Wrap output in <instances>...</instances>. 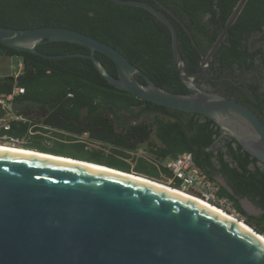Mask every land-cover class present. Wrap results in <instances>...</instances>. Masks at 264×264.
Returning a JSON list of instances; mask_svg holds the SVG:
<instances>
[{"label":"trees","instance_id":"obj_1","mask_svg":"<svg viewBox=\"0 0 264 264\" xmlns=\"http://www.w3.org/2000/svg\"><path fill=\"white\" fill-rule=\"evenodd\" d=\"M138 1L163 11L171 21L187 73L198 70L200 53L176 18L206 54L239 2ZM157 2L167 7L175 18L160 9ZM258 21L264 24V0H246L217 47V53L224 52L219 54L218 63L226 60L227 53L229 60L241 57L245 52L242 39L251 31L261 30ZM0 26L20 29L60 26L80 31L117 49L159 87L173 93L188 92L178 75L169 29L143 8L110 0H0ZM37 50L50 55L89 53L87 47L67 41L43 42ZM94 54L111 75H117L115 64L109 57L98 51ZM0 55L18 56L22 60L23 68L16 82L24 88V93L16 97L15 109L47 125L53 134L68 141H55L48 145L43 136L37 134L24 145L55 155L104 164L157 181L163 177L150 162L141 157L132 165L126 161L131 158L130 151L145 147L161 158L190 152L194 162L212 179L219 176L224 180L231 191L220 185L219 194L230 198L244 221L264 235V169L249 168L251 160L248 155H243L239 145H233L234 139L224 140L216 153L209 150L219 135L211 119L198 113L157 105L119 90L105 80L88 58L43 57L17 51L1 43ZM136 78L140 83H146L141 76ZM13 83V75L0 76V94L10 92ZM225 97L231 98L229 95ZM235 100L248 106L259 117L254 108L241 98ZM116 125L122 126V130H117ZM26 131V124L12 122L7 133L21 136ZM83 133L90 140L106 145L109 153L89 150L85 142H70ZM243 198L250 200L262 212L257 215L247 213L239 202Z\"/></svg>","mask_w":264,"mask_h":264},{"label":"water","instance_id":"obj_2","mask_svg":"<svg viewBox=\"0 0 264 264\" xmlns=\"http://www.w3.org/2000/svg\"><path fill=\"white\" fill-rule=\"evenodd\" d=\"M110 1L143 8L167 26L172 55L187 93L159 87L117 49L74 29L0 26V43L43 57L88 58L119 90L246 130L249 137L240 139V145L264 164V125L258 116L235 99L193 84L196 76L206 73L210 58L246 0H239L205 57L176 18L204 59L201 70L192 73L186 72L175 28L161 11L138 0ZM47 41L77 43L89 53L50 55L38 51L37 46ZM95 51L114 62L116 76L108 72ZM138 75L145 84L137 80ZM105 168L0 151V264H264V242L257 237L262 234L252 227L253 232L248 231L179 193ZM216 180L231 191L222 178ZM244 201L239 199L242 206Z\"/></svg>","mask_w":264,"mask_h":264},{"label":"flooded vegetation","instance_id":"obj_3","mask_svg":"<svg viewBox=\"0 0 264 264\" xmlns=\"http://www.w3.org/2000/svg\"><path fill=\"white\" fill-rule=\"evenodd\" d=\"M157 4L160 9L164 10L158 2ZM161 12L163 13V11ZM163 14L165 15V13ZM258 22L261 24V30L251 31V33L242 39L245 52L243 51L241 57H238L235 61L229 60V53L226 52V60H224L223 63H218L219 54H224V52L217 53L216 48L205 69L206 73L196 76L193 80V84L222 96L229 95L231 99L241 98L254 108L255 112L259 115L258 118L264 125V24L260 21ZM226 51L229 52V50ZM207 54L208 53L204 54V57ZM201 63H204V59L200 56L198 70L196 71L201 70ZM33 122L36 124L32 129L33 134L29 136L28 142L37 134L43 136L44 132H52L48 129L47 131H43L42 129L46 128L40 126L42 122L35 120H33ZM213 124L218 128L219 135L215 138L213 144L209 146V150H213V152L216 153L222 146L224 140L234 139L233 145L235 147L239 145V150L243 155H248V158L251 160V163L248 165L249 168L254 169L255 167H259L261 170L264 169V164L251 156L239 143L240 139L246 140L249 137V133L246 132V130H237L230 123L222 124L213 122ZM42 125L47 126L44 124ZM116 129L121 131L122 126L116 125ZM222 149L225 150L224 148ZM217 177L220 178L219 176ZM243 199L251 203L247 198Z\"/></svg>","mask_w":264,"mask_h":264},{"label":"built area","instance_id":"obj_4","mask_svg":"<svg viewBox=\"0 0 264 264\" xmlns=\"http://www.w3.org/2000/svg\"><path fill=\"white\" fill-rule=\"evenodd\" d=\"M19 66L20 71L13 75L14 83L11 91L0 94V112H2V115L0 116V143L15 147H22L28 142L29 136L33 134L32 129L36 124H34L33 120L28 116L15 109L16 97L24 93V88L19 86L16 82V77L22 71L23 64L20 63ZM12 122L26 124V133L21 136L9 135L7 131L10 129ZM40 126L51 130L49 127L43 126L42 124H40ZM77 137L79 139H89L86 133ZM141 148L142 147L130 151L129 154L131 158L126 161L130 162V159H134L135 161L138 157L145 159L159 170L163 177L162 179L164 180L163 183L195 196L244 221V217L234 207L233 201L227 196L219 194L220 183L217 180L212 179L194 162L193 156L190 152L184 151L175 157L168 156L161 158L147 150L142 151ZM161 169L164 170L163 173L161 172Z\"/></svg>","mask_w":264,"mask_h":264},{"label":"bare ground","instance_id":"obj_5","mask_svg":"<svg viewBox=\"0 0 264 264\" xmlns=\"http://www.w3.org/2000/svg\"><path fill=\"white\" fill-rule=\"evenodd\" d=\"M0 151H7V152H11V153H21V154H27V155H35V156H42V157H48V158H53V159H58V160H62V161H69L71 163H78V164H81V165H86L88 167H95V168H98V169H107L105 168V166L103 165H98V164H95V163H92V162H87V161H83V160H74L72 158H68V157H64V156H59V155H53V154H49V153H44V152H39V151H36V150H30V149H26V148H22V147H15V146H10V145H5V144H0ZM77 161H80V162H77ZM109 170V169H108ZM109 171H113V170H109ZM114 172V171H113ZM123 175H127L129 177H133L135 179H139V180H142V181H145V182H148V183H151L153 185H156V186H159V187H162L164 189H167V190H171V191H174L176 193H179L180 195L182 196H185L189 199H192L198 203H200L201 205H204L205 207L209 208V209H212L216 212H219L221 213L222 215L232 219L233 221L239 223L240 225H242L243 227H245L248 231H251L253 232V229L248 226L242 219L240 218H237L235 215L229 213V212H226L218 207H215L211 204H208L206 203L205 201L195 197V196H192L180 189H177V188H174V187H171L170 185L166 184V183H162V182H158V181H155V180H151L149 178H146L144 176H140V175H136V174H133V173H127V174H123ZM259 237V239H261L263 242H264V236L260 235V236H257Z\"/></svg>","mask_w":264,"mask_h":264},{"label":"rangeland","instance_id":"obj_6","mask_svg":"<svg viewBox=\"0 0 264 264\" xmlns=\"http://www.w3.org/2000/svg\"><path fill=\"white\" fill-rule=\"evenodd\" d=\"M20 63H22V60L18 56L6 57V56L0 55V76L14 75L15 73H18V71H20V66H19ZM143 119H146V117H143ZM43 138H44V142L47 143L48 145H53V143L55 141H59L61 143L62 142H68L66 139L61 138V137L53 134L52 132H44ZM151 139H153V135L151 136ZM70 142H85L86 148L89 150L90 149H99V150H103L105 153H109V149L106 145L91 141L87 138L86 139H79L77 137L76 140L70 141ZM22 148H26V149H30V150H36L33 148H29L27 145H23ZM141 150L145 151L147 149L145 147H142ZM36 151H39V150H36ZM39 152H44V151H39ZM46 153H48V152H46ZM49 154H52V153H49ZM53 155H55V154H53ZM61 156H64V155H61ZM66 157H68V156H66ZM68 158H72L75 160H83V159H76L73 157H68ZM127 160H129V158ZM83 161H87V160H83ZM87 162H91V161H87ZM92 163H95V162H92ZM129 163L132 165L134 163V159H130ZM95 164H99V163H95ZM100 165H104V164H100ZM104 166H106V165H104ZM110 168H113V167H110ZM113 169H115V168H113ZM116 170H119V169H116ZM119 171H121V170H119ZM122 172H125V171H122ZM126 173H130V172H126ZM131 173H133V172H131ZM133 174H135V173H133ZM151 180H153V179H151ZM155 181H157V180H155ZM158 182L163 183L164 180L160 179V181H158ZM243 208L246 210L247 213L253 214V215H257L261 212L257 207H255L252 203H250L248 201L247 202L244 201Z\"/></svg>","mask_w":264,"mask_h":264}]
</instances>
